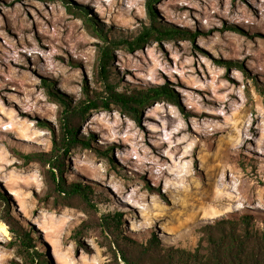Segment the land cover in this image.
Listing matches in <instances>:
<instances>
[{"label":"rangeland","instance_id":"rangeland-1","mask_svg":"<svg viewBox=\"0 0 264 264\" xmlns=\"http://www.w3.org/2000/svg\"><path fill=\"white\" fill-rule=\"evenodd\" d=\"M154 7L155 22L195 31V40L115 49L110 80L166 84L178 101L161 99L139 120L111 105L79 122L77 136L91 145L68 150L63 177L92 190L87 203L55 192L38 155L59 137L60 98L103 90L97 57L105 42L85 16L108 43L132 40L152 23L147 0H0V264H24L6 212L46 264H127L103 227L108 212H121L123 234L139 243L156 234L165 247L190 250L223 217L252 213L264 226V0Z\"/></svg>","mask_w":264,"mask_h":264},{"label":"trees","instance_id":"trees-1","mask_svg":"<svg viewBox=\"0 0 264 264\" xmlns=\"http://www.w3.org/2000/svg\"><path fill=\"white\" fill-rule=\"evenodd\" d=\"M158 0H147L148 14L152 19L151 25L145 26L132 40L125 38L114 39L109 42L107 33L102 27L93 24L90 18L85 16V21L93 27L97 35L105 42L99 49L97 57V74L102 81L103 90L87 91L83 98L72 101L60 98L62 103L59 120V137L53 139L52 149L46 153H39V158L48 164L49 178L53 189L58 194L68 196L79 195L87 203L92 199L88 186L80 183L65 182L63 173L65 170L64 156L68 150L81 143L90 146L89 139L77 136L79 122L86 119L93 111L109 109L111 105L118 106L122 111L139 120L143 108L153 105L161 99L177 102L175 91L166 84H150L146 87L119 86L110 80V69L115 58L114 50L128 47L140 48L151 39L188 38L195 40V31L178 27H164L155 22L154 4ZM100 22V21H99ZM236 28H239L235 25ZM46 84L51 96L56 93ZM108 155L109 150H104ZM90 204V203H89ZM103 227L109 231L112 237L111 243L115 244L114 256H118L127 264H264V226L256 227L252 213H244L238 216L220 218L202 228L203 235L198 246L193 249L180 247H165L158 236L153 234L145 243H139L122 232V213L108 212L104 214ZM7 221L10 224L12 242L23 257L24 264H46L32 240L30 232L23 228L16 220H13L6 212ZM9 219V220H8ZM85 225L82 224L75 230L76 234H82ZM77 239L78 236L76 237ZM125 244L123 241H125ZM127 242H129L127 244ZM138 252L134 258L130 255L131 249Z\"/></svg>","mask_w":264,"mask_h":264},{"label":"bare ground","instance_id":"bare-ground-1","mask_svg":"<svg viewBox=\"0 0 264 264\" xmlns=\"http://www.w3.org/2000/svg\"><path fill=\"white\" fill-rule=\"evenodd\" d=\"M152 77L153 78H151V81L154 82V83H163L164 82V80L160 76L152 75ZM129 79H131L130 76H129ZM3 228H5V227H3Z\"/></svg>","mask_w":264,"mask_h":264}]
</instances>
